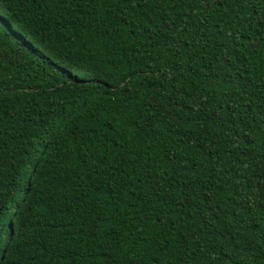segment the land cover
Wrapping results in <instances>:
<instances>
[{
	"label": "trees",
	"instance_id": "16d2710c",
	"mask_svg": "<svg viewBox=\"0 0 264 264\" xmlns=\"http://www.w3.org/2000/svg\"><path fill=\"white\" fill-rule=\"evenodd\" d=\"M0 264H264V0H0Z\"/></svg>",
	"mask_w": 264,
	"mask_h": 264
}]
</instances>
